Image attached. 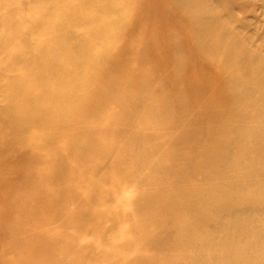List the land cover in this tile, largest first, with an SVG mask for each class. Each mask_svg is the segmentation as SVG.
<instances>
[{"label":"bare ground","instance_id":"bare-ground-1","mask_svg":"<svg viewBox=\"0 0 264 264\" xmlns=\"http://www.w3.org/2000/svg\"><path fill=\"white\" fill-rule=\"evenodd\" d=\"M168 2L188 22L190 53L204 60L170 66L173 82L159 67L122 63L128 49L141 64L149 58L140 42L120 47L147 16L140 0H0L8 72L0 120L19 140L49 134L37 156L10 161L5 154L19 146L0 147V172L52 156L49 211L81 226L104 215L91 236L110 242H47L46 264H79V255L101 264H264V0ZM182 45L176 39L172 54ZM36 63L46 72L40 85ZM202 71L197 83L183 82ZM162 88L161 98L143 92ZM72 171L74 190L61 180Z\"/></svg>","mask_w":264,"mask_h":264},{"label":"rangeland","instance_id":"rangeland-1","mask_svg":"<svg viewBox=\"0 0 264 264\" xmlns=\"http://www.w3.org/2000/svg\"><path fill=\"white\" fill-rule=\"evenodd\" d=\"M140 1L141 4L146 5L144 11L147 16L143 18L142 25H140L134 34L130 36L126 34L124 38L122 36L121 40L123 41L120 47L123 50L125 46H131L130 44L134 42H140L146 45H142V51L149 53V58L144 64H141V62L131 57V50L129 51L128 49L122 57L123 65H136L137 67L140 65L146 71H152L154 66L159 67V69L166 71L160 76L162 80L163 77L165 80L168 77L172 78L169 76L168 69L170 70V66L172 67L178 61H183L185 64L189 63L193 67H203L204 60L201 56L199 54H191L189 51L190 45L188 41L190 34L188 22L178 12V8L168 2V0ZM238 1L257 2V0ZM257 11L260 14L262 12L260 8ZM130 31L131 29L127 30V32ZM176 39L181 40L183 44L182 54L177 56L172 54L173 46H171ZM184 42H186L185 46ZM34 66L32 72L36 76V84H39L40 82L37 81V78L43 76L46 72L40 64L36 63ZM7 74L8 72L0 69V110L7 104L4 85ZM203 74V71L200 74L189 73L188 75H184L183 82L187 84L186 86L194 82L197 83L199 79H202ZM173 81L174 79L172 78L170 82ZM30 83L32 84L33 82ZM146 83L148 86L149 84H153L149 81ZM170 88L174 101H178L180 99L179 90L172 83H170ZM151 89H143V92L146 95L150 93L155 98H161L165 90V88H162L161 93L155 95ZM192 89L189 90L190 94ZM137 97L136 91H132L130 102H134ZM162 102H164V99ZM129 108L130 105L128 104L119 111L125 113ZM175 108L179 109V106L175 104ZM193 113L194 111L190 109L189 115H193ZM146 122L149 123V121ZM193 123L196 122L193 121ZM211 127V124L207 125V129ZM48 135L42 137L34 130L32 134L27 135L26 139L19 140L9 124L4 119L0 120V147L4 146L7 142H15L19 146L17 150L14 147L5 154L4 158L10 161H15L19 158V155L24 154L37 156L38 145L45 142ZM63 140L64 138H62V141L58 145L63 143ZM127 140V138H124L121 141L122 143H126ZM51 159L52 156H48L41 161H38V159L24 160L17 164L18 166L12 164L11 166L14 167L1 170L8 173L0 172V264H46L47 242H54L60 239L72 240L75 244L81 241H89L94 245H107L110 243L107 239L91 236L92 228L101 222L104 215H100L92 222L81 226V224H77L76 220H73L71 217H67L63 221L62 217L57 216L56 218L52 211H49L53 203V193H55V187L57 186H55L51 178L54 166ZM25 168L28 171L24 170ZM74 176V171H72L61 179L73 190L77 185ZM130 185L132 183H129ZM60 223L65 224L63 230L58 228ZM119 233L121 235L125 234V232ZM54 235L55 237H51ZM159 248L160 252L164 251V246H159ZM56 250V248H52L49 252H55ZM158 253L159 250H156L150 259L155 258ZM76 259H78L79 264H101L99 260H86L82 255L77 256Z\"/></svg>","mask_w":264,"mask_h":264}]
</instances>
